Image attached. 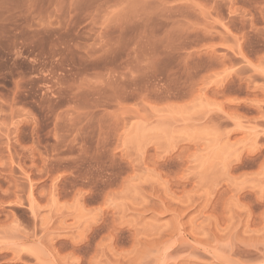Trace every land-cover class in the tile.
Segmentation results:
<instances>
[{"label": "rangeland", "instance_id": "obj_1", "mask_svg": "<svg viewBox=\"0 0 264 264\" xmlns=\"http://www.w3.org/2000/svg\"><path fill=\"white\" fill-rule=\"evenodd\" d=\"M0 264H264V0H0Z\"/></svg>", "mask_w": 264, "mask_h": 264}]
</instances>
